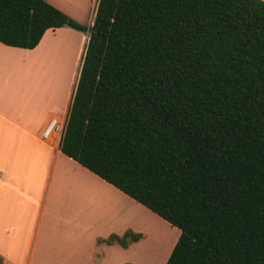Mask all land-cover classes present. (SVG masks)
Returning <instances> with one entry per match:
<instances>
[{
	"label": "trees",
	"instance_id": "16d2710c",
	"mask_svg": "<svg viewBox=\"0 0 264 264\" xmlns=\"http://www.w3.org/2000/svg\"><path fill=\"white\" fill-rule=\"evenodd\" d=\"M62 27L88 35L61 153L179 229L165 264H264V1L0 0L4 45Z\"/></svg>",
	"mask_w": 264,
	"mask_h": 264
},
{
	"label": "crops",
	"instance_id": "0c3cea01",
	"mask_svg": "<svg viewBox=\"0 0 264 264\" xmlns=\"http://www.w3.org/2000/svg\"><path fill=\"white\" fill-rule=\"evenodd\" d=\"M47 1L71 16L68 6L84 9L87 25L92 22L96 0ZM61 31L82 37L62 27L45 31L33 49L0 42V264H125L142 237L127 248L97 240L128 229L144 233L135 224V207L144 206L59 150L77 72L72 86L68 79L57 96L43 80L47 78L36 68L34 72L40 48L57 40ZM53 119L58 127L42 137ZM55 204L64 206L63 218L56 216ZM67 206L76 207L75 218L65 216ZM57 224L69 231L58 247L52 236Z\"/></svg>",
	"mask_w": 264,
	"mask_h": 264
},
{
	"label": "rangeland",
	"instance_id": "374dc122",
	"mask_svg": "<svg viewBox=\"0 0 264 264\" xmlns=\"http://www.w3.org/2000/svg\"><path fill=\"white\" fill-rule=\"evenodd\" d=\"M68 9L73 15L71 16L66 12L64 13L81 24H88L86 23L88 13L84 12V9L82 11H76L74 9L72 10L69 6ZM77 32L82 34L81 38L80 36H72L68 32H58L57 36L60 35V37L57 40L52 41V43H46L42 48H40L38 63L36 62L37 58L33 63L34 72L36 68L37 73H40L42 77L44 76L47 78L43 80L46 82L49 88H53V90L56 92V96L58 95L59 91L66 89L68 85V79H70L71 84H73L74 77L78 70V53H80L84 43L83 40H85V36H87L88 33L85 32L83 34L81 31ZM88 177L93 179L91 176ZM57 198L59 199L58 196ZM56 204L55 214L57 217L63 218L65 214L64 206L62 209L61 207H58L57 209ZM74 209H76V207L71 206L69 208L67 206L65 216L72 215V217L75 218L74 215H76V211ZM84 215L85 214L81 213V216ZM79 217L80 212L78 210L77 218ZM135 221L137 226L145 230L144 233L142 231L139 232L143 235L141 238L143 239V243L140 245V247L133 248L127 254V256L132 260L127 262H131L133 264H165L168 255L175 244L174 242H176L178 239L176 236L178 232L180 233L179 229L177 227L171 226L167 221L149 209H146V207L144 208L141 206L135 207ZM57 225L54 227L52 236L55 241V246L58 247L60 245V240L64 237V233L68 234L69 231L64 229V227H60L59 224ZM78 230L81 229L78 228ZM75 231V226H72L71 232L74 233Z\"/></svg>",
	"mask_w": 264,
	"mask_h": 264
},
{
	"label": "built area",
	"instance_id": "2783aa9c",
	"mask_svg": "<svg viewBox=\"0 0 264 264\" xmlns=\"http://www.w3.org/2000/svg\"><path fill=\"white\" fill-rule=\"evenodd\" d=\"M55 127L57 128L58 125L56 123V120H51L50 123L48 124V126L46 127V129L42 132V137H46V135L52 131L53 129H55Z\"/></svg>",
	"mask_w": 264,
	"mask_h": 264
},
{
	"label": "bare ground",
	"instance_id": "6f19581e",
	"mask_svg": "<svg viewBox=\"0 0 264 264\" xmlns=\"http://www.w3.org/2000/svg\"><path fill=\"white\" fill-rule=\"evenodd\" d=\"M84 41V40H83ZM82 43V42H81ZM80 53H81V50H80ZM80 53H78L79 54V57H80ZM79 59V58H78ZM76 61V60H75ZM78 63V62H77ZM75 67V66H74ZM75 69V68H74ZM73 69V70H74ZM72 77V76H71ZM75 78V77H74ZM73 79V78H72ZM72 85V84H71Z\"/></svg>",
	"mask_w": 264,
	"mask_h": 264
},
{
	"label": "water",
	"instance_id": "95a60500",
	"mask_svg": "<svg viewBox=\"0 0 264 264\" xmlns=\"http://www.w3.org/2000/svg\"><path fill=\"white\" fill-rule=\"evenodd\" d=\"M87 37V36H86Z\"/></svg>",
	"mask_w": 264,
	"mask_h": 264
}]
</instances>
